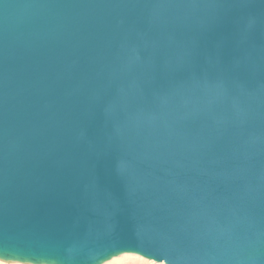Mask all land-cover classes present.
Returning <instances> with one entry per match:
<instances>
[{"label": "water", "instance_id": "95a60500", "mask_svg": "<svg viewBox=\"0 0 264 264\" xmlns=\"http://www.w3.org/2000/svg\"><path fill=\"white\" fill-rule=\"evenodd\" d=\"M264 264V0H0V258Z\"/></svg>", "mask_w": 264, "mask_h": 264}, {"label": "bare ground", "instance_id": "6f19581e", "mask_svg": "<svg viewBox=\"0 0 264 264\" xmlns=\"http://www.w3.org/2000/svg\"><path fill=\"white\" fill-rule=\"evenodd\" d=\"M145 259L146 258H144L142 256L140 257L136 254L125 253V254H121V255H118L116 257H113L110 260L105 261L102 264H139V263L145 264V262L147 260L149 261V259H147V260H145ZM151 261H153V260H151ZM3 264H29V263H20V262H16V261H5V260H3Z\"/></svg>", "mask_w": 264, "mask_h": 264}, {"label": "rangeland", "instance_id": "374dc122", "mask_svg": "<svg viewBox=\"0 0 264 264\" xmlns=\"http://www.w3.org/2000/svg\"><path fill=\"white\" fill-rule=\"evenodd\" d=\"M139 256V255H138ZM141 257V256H140ZM145 260H147V259H145ZM139 264H143V263H139ZM145 264H164L163 262H154V261H151V260H147L146 262H145Z\"/></svg>", "mask_w": 264, "mask_h": 264}, {"label": "snow or ice", "instance_id": "6c2138e0", "mask_svg": "<svg viewBox=\"0 0 264 264\" xmlns=\"http://www.w3.org/2000/svg\"><path fill=\"white\" fill-rule=\"evenodd\" d=\"M7 259H12V257L5 256V257L0 258V264H3V260H7Z\"/></svg>", "mask_w": 264, "mask_h": 264}]
</instances>
